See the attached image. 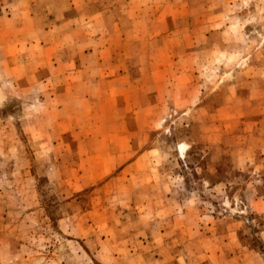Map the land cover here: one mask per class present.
<instances>
[{"label":"rangeland","instance_id":"obj_1","mask_svg":"<svg viewBox=\"0 0 264 264\" xmlns=\"http://www.w3.org/2000/svg\"><path fill=\"white\" fill-rule=\"evenodd\" d=\"M0 264H264V0H0Z\"/></svg>","mask_w":264,"mask_h":264},{"label":"bare ground","instance_id":"obj_2","mask_svg":"<svg viewBox=\"0 0 264 264\" xmlns=\"http://www.w3.org/2000/svg\"><path fill=\"white\" fill-rule=\"evenodd\" d=\"M184 147H185V144H184V143H180V144H179V150H180L181 152L183 151Z\"/></svg>","mask_w":264,"mask_h":264}]
</instances>
